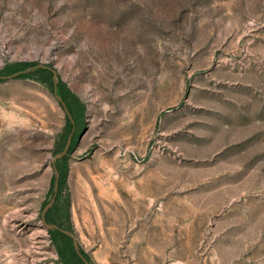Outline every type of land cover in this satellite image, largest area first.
I'll use <instances>...</instances> for the list:
<instances>
[{
  "label": "rangeland",
  "instance_id": "1",
  "mask_svg": "<svg viewBox=\"0 0 264 264\" xmlns=\"http://www.w3.org/2000/svg\"><path fill=\"white\" fill-rule=\"evenodd\" d=\"M24 63L85 106L58 218L93 264H264V0H0V76ZM59 102L0 78V264H61Z\"/></svg>",
  "mask_w": 264,
  "mask_h": 264
},
{
  "label": "trees",
  "instance_id": "2",
  "mask_svg": "<svg viewBox=\"0 0 264 264\" xmlns=\"http://www.w3.org/2000/svg\"><path fill=\"white\" fill-rule=\"evenodd\" d=\"M36 64H30V63H24V64H16V65H9L5 68V72L7 74H12L16 71L23 70L28 67H34L31 71L28 73H22L19 75V77H30L37 74L42 80L46 81L51 89L55 92V81L53 79V72L45 67H36ZM57 93L60 95L63 99V101L66 103L70 113L73 115L76 123L79 122V117L83 118L85 106L83 102L79 99V97L72 92L69 87L61 81H58L57 83ZM61 105L62 103L59 102ZM63 106V105H62ZM72 121L69 117H67L66 125L64 128V132L59 135L57 142H56V154L63 150V148L66 145V142L70 136L71 130H72ZM76 142V136L73 137L71 146L68 150V153L72 151L74 144ZM68 153L64 155L61 158H58L55 161L56 168L59 173V181H58V193L56 196L55 203L52 207H50L46 213L45 218L48 223H54L57 224L59 227L70 230L68 227L65 226V224L58 218V212H59V205L62 197V192L64 189V186L66 184V178L68 174V165L66 162ZM55 154V155H56ZM67 202V212L68 217L70 214L69 210V199L66 200ZM47 204V203H46ZM46 206V205H45ZM45 208V207H44ZM49 233L53 242V245L58 253V261L61 264H85L83 260L79 257L77 250L73 244V239L62 232L59 229L55 228H49ZM80 251L83 253V255L92 262L89 255L82 249Z\"/></svg>",
  "mask_w": 264,
  "mask_h": 264
},
{
  "label": "water",
  "instance_id": "3",
  "mask_svg": "<svg viewBox=\"0 0 264 264\" xmlns=\"http://www.w3.org/2000/svg\"><path fill=\"white\" fill-rule=\"evenodd\" d=\"M36 67H45V68H48L50 69L52 72H53V79L55 81V94L57 96V98L59 99V101L62 103L63 105V108L65 110V112L67 113V115L69 116L70 119H72V115L66 105V103L63 101L62 97L60 95H58L57 93V78H58V72L55 68L53 67H50V66H46V65H42V64H38ZM34 67H28V68H25L23 70H20V71H16L12 74H8V75H4V76H0V78H6V79H10V78H13V77H17L19 76L20 74L22 73H28L29 71H31ZM71 142H72V134L69 136L67 142H66V145L65 147L63 148L62 151H60L59 153H57L55 156H54V159L55 161L58 159V158H61L63 157L64 155H66L68 153V150L71 146ZM58 181H59V173H58V170L56 168V179H55V192H54V195L52 197V199L46 204L44 210H43V222L44 224L48 227V228H55V229H59L61 230L62 232H64L65 234L69 235L72 239H73V244L77 250V253L79 255V257L83 260V262L85 264H93L92 262H90L84 255L83 253L80 251L79 247H78V243H77V238H76V235L75 233L67 230V229H64V228H61L59 227L57 224H54V223H48L46 218H45V213L46 211L53 206V204L55 203V200H56V196H57V193H58Z\"/></svg>",
  "mask_w": 264,
  "mask_h": 264
}]
</instances>
